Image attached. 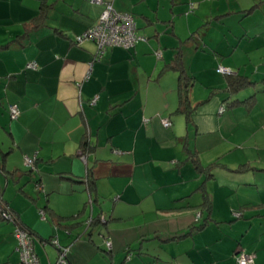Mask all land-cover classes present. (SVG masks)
<instances>
[{
	"label": "crops",
	"instance_id": "0c3cea01",
	"mask_svg": "<svg viewBox=\"0 0 264 264\" xmlns=\"http://www.w3.org/2000/svg\"><path fill=\"white\" fill-rule=\"evenodd\" d=\"M110 1L134 16L144 39L95 61L96 43L77 36L98 22L102 4L0 0V128L8 138L0 142V202L33 233L40 264L56 262L54 237L69 247L65 264H237L240 249L264 264V167L251 174L218 162L207 179L194 162L200 173L185 188L186 163L177 178L160 169L185 157L215 164L204 154L221 115L264 127V0ZM177 61L194 78L191 120L177 111ZM219 66L253 84L232 93ZM11 105L21 111L16 119ZM202 185L209 212L197 208ZM100 214L105 227H87ZM19 262L14 232L0 219V264Z\"/></svg>",
	"mask_w": 264,
	"mask_h": 264
},
{
	"label": "built area",
	"instance_id": "2783aa9c",
	"mask_svg": "<svg viewBox=\"0 0 264 264\" xmlns=\"http://www.w3.org/2000/svg\"><path fill=\"white\" fill-rule=\"evenodd\" d=\"M95 3H100L104 6V10L98 20V22L89 27L81 35L77 36V40L82 42L84 40L94 41L97 45L98 51L95 57L96 60H101L104 57L107 49L110 47H122L125 49H132L135 45L143 40L144 37L138 34L137 24L134 16L131 13L120 12L115 9L113 3L110 0H92ZM160 55V53H158ZM30 68H36L37 64L32 62L28 65ZM221 72H227L228 75L233 71L223 68L218 69ZM96 100V99H95ZM94 100V101H95ZM223 110V109H221ZM11 118L16 119L21 114V111L17 105H11L9 107ZM164 126L170 127L171 121L168 118L162 120ZM83 156V155H82ZM36 158L27 156L25 163L28 167H35ZM91 202L93 199H90ZM42 215L45 216V212L42 211ZM236 216H240V213H235ZM0 216L3 220L12 221L16 225L14 232L18 243V250L20 252L19 264H40L39 257L35 251V238L32 232L24 225H20V220L14 213H9L3 203H0ZM95 221L94 216H90L87 219V227L91 226ZM105 215L100 216V222L105 223ZM104 237V243L112 249V241L109 237ZM59 250V256L54 264H65L68 262V246H62L57 238L49 240ZM237 264H255L256 255L254 253H248L245 250L240 249L236 253Z\"/></svg>",
	"mask_w": 264,
	"mask_h": 264
},
{
	"label": "rangeland",
	"instance_id": "374dc122",
	"mask_svg": "<svg viewBox=\"0 0 264 264\" xmlns=\"http://www.w3.org/2000/svg\"><path fill=\"white\" fill-rule=\"evenodd\" d=\"M220 67L221 66H219L218 69ZM222 67L228 70H231L228 67H225V66H222ZM219 73L225 76L228 75L227 72L219 71ZM224 116L225 114L219 117L220 122L218 123V125L217 123L213 125L215 129L214 127H212L213 128L212 131L214 132H211V134L209 135V138L212 137L213 139H215L214 145L213 147L211 146L210 150H208L204 154V157L209 154H214V157H216V163L221 162L222 164H229L230 167H234V168H239L243 165L242 166L243 170L248 169L249 173L251 172L253 173L257 169L263 168L264 167V127H263V123H257L251 119L243 120V119L234 118L233 124H231V123H228L226 120L222 122V119ZM221 123H225V125L223 124L224 126L223 125L221 126ZM259 126H262V127H259ZM3 140L8 141L7 134L5 133L4 129L0 128V142H2ZM8 147H9L8 143H6L5 149L8 150L9 149ZM186 152L189 156V152L188 151ZM219 153H220V157H219ZM185 159H184L183 164L179 162L180 165H176V164L170 165V163H168L167 167L160 168V169L166 170L169 167V173L167 175L170 177L173 175V173H175L173 178H177V177H181V174H180L181 172L179 170V167H181V169H184L183 165L186 163L187 167L191 168L192 170L190 171L191 173H185V177L182 178V182L187 180V182L183 183L185 185L184 188L188 187L190 183H194V181H191V179L194 180L195 177L200 173V172L198 173V170L196 169L195 163L192 159L188 160L187 157H185ZM18 168L22 170V171L20 170L19 171L22 173L24 177L28 178V176H30V170L28 168L26 169L23 166H19ZM0 177L1 178L4 177V175H2L1 170H0ZM2 189L4 188L2 187ZM187 189L190 190L189 188ZM0 199H1V196H0ZM118 199L119 197H115L114 198L115 202ZM148 216L151 219H155L157 214H150ZM199 217H200V214L197 213L196 220ZM3 222L6 223V226H10V229L13 230V232H15L16 225L12 221L3 220ZM101 224H102V228H104L106 222L105 223L101 222ZM190 241H193V240H190ZM17 247H18V243H17ZM248 253H252V252H248ZM224 254H227V253H224ZM19 255H20V252H19ZM130 256H131V253H127V257L129 258ZM176 264H179V263H176ZM208 264H212V263H208Z\"/></svg>",
	"mask_w": 264,
	"mask_h": 264
},
{
	"label": "trees",
	"instance_id": "16d2710c",
	"mask_svg": "<svg viewBox=\"0 0 264 264\" xmlns=\"http://www.w3.org/2000/svg\"><path fill=\"white\" fill-rule=\"evenodd\" d=\"M96 57V56H95ZM173 68H176L180 71V78H179V107L177 109L178 112H181V113H184L187 118L189 120H191L192 118V115L194 113V111L196 110V107L193 106L192 104V101H191V97H190V92H191V89H192V86H193V83H194V78L192 76H190L188 73H186L185 69L183 68L182 64L180 63V61H177L174 65H173ZM253 84V81L249 80V78L247 76H239L236 74V76L232 73L229 75V85H228V89H230V91L232 93L234 92H238L244 88H247L249 86H251ZM242 102V101H240ZM234 102H229L228 104L232 105ZM90 150V144L87 140H84L83 141V153L86 151H89ZM193 161L196 163V166L197 168L201 171V172H205L206 175H207V179L208 178H213L214 177V173L212 171V169L218 165V163H215V164H211L209 166H202L200 164V162L198 161V159H193ZM203 193H202V196H203V201L202 203L197 206V208H199L200 210H206L207 212H209L212 208V199H211V196L209 194V192L207 191L206 189V186H201L200 188ZM88 190L92 196V193H93V184H92V180H88ZM1 203V202H0ZM3 206H5V208L7 209V211L9 213H15L12 208H10L9 206H7V204H3ZM201 212L200 211V216H201ZM235 213H240V216H242V212H235ZM234 213V216L235 217H240V216H236ZM102 214H100L98 217H96L95 219V222L93 224H96V223H100V216ZM0 219H2V217L0 216ZM20 220V219H19ZM207 222V221H206ZM203 223L201 224L200 226L198 227H193V229H201L202 227H204V225L206 224ZM20 225H23L22 222L20 221L19 222ZM16 225H19L18 223ZM25 226V225H24ZM31 231V230H30ZM33 234V233H32ZM107 237V236H105ZM104 250L107 251L108 253H111L112 252V249H109L105 243H104ZM244 250V249H242ZM234 258L236 260L237 256H236V253L234 254ZM237 263V261H236Z\"/></svg>",
	"mask_w": 264,
	"mask_h": 264
}]
</instances>
